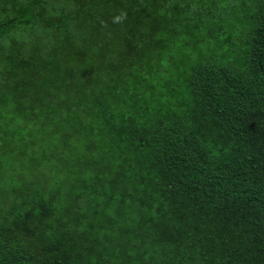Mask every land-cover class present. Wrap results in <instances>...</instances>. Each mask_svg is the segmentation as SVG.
<instances>
[{
    "label": "trees",
    "instance_id": "trees-1",
    "mask_svg": "<svg viewBox=\"0 0 264 264\" xmlns=\"http://www.w3.org/2000/svg\"><path fill=\"white\" fill-rule=\"evenodd\" d=\"M0 124V264H264V0H0Z\"/></svg>",
    "mask_w": 264,
    "mask_h": 264
},
{
    "label": "rangeland",
    "instance_id": "rangeland-1",
    "mask_svg": "<svg viewBox=\"0 0 264 264\" xmlns=\"http://www.w3.org/2000/svg\"><path fill=\"white\" fill-rule=\"evenodd\" d=\"M58 127H59L58 124H50L44 128L45 131H42L40 133V136L43 138L44 135L46 134V130L48 129L49 131H52L55 134V136L59 137L64 133V129H61ZM3 128H4V126H2L0 124L1 135H2L3 130H4ZM13 130L16 131V130H21V129L14 128ZM65 133H67L66 130H65ZM4 137L0 136V154H1V156H3V158L6 159V162H5V165L0 164V176H3L6 178V182L8 183V185L13 186L15 184H19L20 186H22L23 184H25L28 188H33L32 182L37 183L38 181H40V179L44 180L47 176L46 171H43L41 168L35 166L33 161H32V157L31 158H20V159L17 158L18 160H15L12 162L11 156L14 153H16L17 151H14V152L8 154L7 152H8L9 148H7L6 145L2 144V138L4 140H6V142H7L9 139H11L13 137L9 136V135L6 138H4ZM14 139L18 140V138H14ZM43 141H44V139H43ZM19 142H21V141H19ZM74 143L76 145L74 148V153L76 152V150H80L81 152H83L81 150V147H77L75 140H74ZM38 144H39V142H36V145H38ZM50 145H51V149L56 152V149H58V146H55L54 144H50ZM48 152H49L48 155L47 156L45 155V156L47 157V159H51L55 153H50V151H48ZM56 160H58V157L55 159V161ZM60 160L61 161H59V162L63 163L64 166L67 164L65 160L64 161L62 159H60ZM63 181L66 182V188L68 189L69 188L68 184L70 183V180H66V177H64ZM67 189L62 190L61 194H59L57 196V198L59 200L58 201L59 205L71 200V194H69V196H66L67 195ZM6 191L9 192L10 190L7 189ZM0 200H1V198H0ZM8 200H11V197H9Z\"/></svg>",
    "mask_w": 264,
    "mask_h": 264
}]
</instances>
